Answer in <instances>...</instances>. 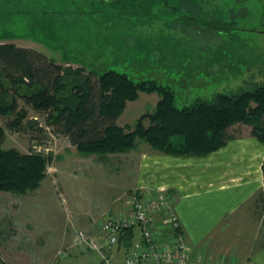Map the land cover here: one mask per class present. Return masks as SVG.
I'll return each instance as SVG.
<instances>
[{"label":"rangeland","instance_id":"374dc122","mask_svg":"<svg viewBox=\"0 0 264 264\" xmlns=\"http://www.w3.org/2000/svg\"><path fill=\"white\" fill-rule=\"evenodd\" d=\"M1 43L31 47L62 67H83L84 73L95 76L114 70L136 82L155 81L169 86L176 105L182 107L196 98L252 88L264 79V4L261 0H0ZM1 80L8 89L7 100L17 97V107L8 116L0 115L4 128L0 146L42 152L52 160L37 189L25 194L0 192V264L121 263L126 250L122 244L108 252L110 263L85 244L72 246L76 231L84 229L75 207L86 211L94 201L88 184L106 180L93 174L89 160H77L83 154L76 153L68 136L49 122V112L37 111L19 97L32 89L4 76ZM158 99L156 92H141L137 100L127 102L117 123L133 128ZM18 110L25 117L13 126ZM229 132L250 134V126L239 123ZM137 141L141 148L149 147ZM123 170L110 178L122 177ZM129 200L125 196L119 204L129 205ZM246 220V216L240 219L242 229L230 228L232 238L215 242L213 255L223 250L219 261L253 264L244 260L258 247L255 242L264 238V230ZM217 229L211 240L214 234L216 240L224 235L219 236ZM227 240L235 246L225 245ZM232 247L237 250L233 256ZM62 250L66 257L59 256Z\"/></svg>","mask_w":264,"mask_h":264},{"label":"trees","instance_id":"16d2710c","mask_svg":"<svg viewBox=\"0 0 264 264\" xmlns=\"http://www.w3.org/2000/svg\"><path fill=\"white\" fill-rule=\"evenodd\" d=\"M84 70L62 67L31 47L1 43L0 115L8 116L17 107L16 96L7 100L4 76L32 89L19 97L35 110L49 112V122L59 126L83 155L128 152L139 138L154 150L173 156H206L232 140L229 129L239 123L250 126L251 136L264 145V79L249 89L196 98L178 107L169 86L151 80L136 82L114 70L100 76ZM141 92L158 94L155 108L142 114L133 128L120 126L117 120L126 103L138 99ZM24 117L18 110L11 124L18 125ZM3 136L0 124V138ZM51 160L42 152L22 153L0 146V192L25 194L37 189ZM256 200L264 206V188ZM135 230L125 231L119 244L129 247Z\"/></svg>","mask_w":264,"mask_h":264},{"label":"crops","instance_id":"0c3cea01","mask_svg":"<svg viewBox=\"0 0 264 264\" xmlns=\"http://www.w3.org/2000/svg\"><path fill=\"white\" fill-rule=\"evenodd\" d=\"M75 151L78 153L76 147ZM77 160L83 163L89 160L90 166L96 167L92 168L93 174H100L98 178L106 180L102 183L96 179V183L88 184L94 193V201L88 203L86 211L75 207L80 213L82 227L96 239H99V225L105 215L119 217L129 213L127 205H121L119 201L133 194L153 198L163 193L180 218L192 256L199 257L204 253L207 259L211 257L209 260L218 264H225V261L218 260L223 250L213 255V251H217L215 242L232 238L231 227L242 229L244 225L239 224L244 223L240 221L242 217L246 216L259 230H264V206L256 200L264 188V145L249 133L234 135L225 146L206 156H173L154 150L150 145L141 148L137 141L128 152L83 155ZM121 168L125 172L122 177L111 179ZM73 197L80 195L73 194ZM96 199L104 200L97 203ZM216 228L217 232L221 231L219 236L224 235L216 240L218 236L214 234L211 240ZM135 231L134 240L140 238L139 230ZM226 244L235 246L231 240ZM255 244L258 247L253 250L254 254L244 261L264 264V238ZM233 247L230 250L232 256L237 251ZM232 263L235 264L234 259L229 262Z\"/></svg>","mask_w":264,"mask_h":264},{"label":"built area","instance_id":"2783aa9c","mask_svg":"<svg viewBox=\"0 0 264 264\" xmlns=\"http://www.w3.org/2000/svg\"><path fill=\"white\" fill-rule=\"evenodd\" d=\"M127 207L129 213L126 215H107L102 219L96 241L86 230H77L72 246L85 244L97 250L110 263L108 252L119 245L125 231L135 228L139 230L140 238L126 248L123 261L119 264H218L203 256H192L180 218L163 193L153 198L133 194ZM58 254L63 258L67 251L62 250Z\"/></svg>","mask_w":264,"mask_h":264},{"label":"water","instance_id":"95a60500","mask_svg":"<svg viewBox=\"0 0 264 264\" xmlns=\"http://www.w3.org/2000/svg\"><path fill=\"white\" fill-rule=\"evenodd\" d=\"M263 169H264V161H263Z\"/></svg>","mask_w":264,"mask_h":264}]
</instances>
